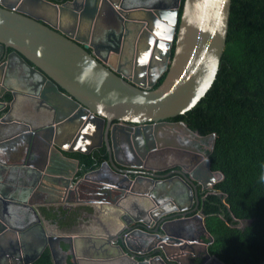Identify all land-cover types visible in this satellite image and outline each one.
Returning <instances> with one entry per match:
<instances>
[{
	"label": "water",
	"instance_id": "95a60500",
	"mask_svg": "<svg viewBox=\"0 0 264 264\" xmlns=\"http://www.w3.org/2000/svg\"><path fill=\"white\" fill-rule=\"evenodd\" d=\"M123 1L0 0V144L19 142V173L15 180L0 181V211L26 204L38 219L31 230L18 228L0 212V236L10 229L17 234L2 247L12 264H32L46 248L55 264H61L59 254L65 250L72 264H181L180 255L186 254L181 249L189 244L170 228L202 220L198 185L206 189L224 178L223 172L212 169L216 133L203 136L185 121L170 118L194 108L215 82L232 0H185L181 16L182 0L141 6ZM111 54L117 55L116 66L109 61ZM6 93L11 95L10 106L1 100ZM114 120L119 122L112 125ZM118 130L127 135L128 145H120ZM177 130L211 139L210 151L167 178L155 174L157 165H147L150 172L137 175L142 165L121 160L120 153L146 158L150 149L153 154L157 147L165 148L173 134L179 136ZM94 137L98 144L76 147ZM103 138L108 160L80 176V160L67 153L88 154L103 145ZM105 167V175L98 178ZM45 193L52 197H43ZM78 203L101 214L96 221L104 230L83 227L69 237L52 232L47 214L63 218L60 206ZM155 220V231L160 228L163 236L157 234L159 243L148 247L158 253L150 258L128 235L117 232L120 224L126 228L141 222L140 231L147 234ZM34 233L42 246L28 251L26 237ZM210 238L202 245L206 257L220 261L209 252L211 233Z\"/></svg>",
	"mask_w": 264,
	"mask_h": 264
},
{
	"label": "trees",
	"instance_id": "16d2710c",
	"mask_svg": "<svg viewBox=\"0 0 264 264\" xmlns=\"http://www.w3.org/2000/svg\"><path fill=\"white\" fill-rule=\"evenodd\" d=\"M171 119L203 136L216 133L212 169L224 178L204 202L206 227L214 236L210 254L224 264H264V0H232L215 82L194 108ZM71 155L80 159L82 176L99 166L107 151ZM32 264H55L51 250Z\"/></svg>",
	"mask_w": 264,
	"mask_h": 264
},
{
	"label": "flooded vegetation",
	"instance_id": "af4514ba",
	"mask_svg": "<svg viewBox=\"0 0 264 264\" xmlns=\"http://www.w3.org/2000/svg\"><path fill=\"white\" fill-rule=\"evenodd\" d=\"M65 1H69V0H65ZM64 2V1H62ZM61 3V2H59ZM124 5L126 6H132L134 4H132V0H124L122 2ZM136 5V4H135ZM111 23H113L111 21V19L109 20L108 24L111 25ZM110 35V32L108 30V34L105 36V38H108ZM111 40L113 39V36L111 37ZM160 81V80H159ZM159 81L156 84V86L159 85ZM155 86V87H156ZM7 96L9 95L8 93H6ZM5 94V95H6ZM1 100L5 101L8 103V105L10 106V102L12 101V99H8L7 97L5 98V96H3L1 98ZM7 106V107H9ZM17 115L19 116H23L29 120H32V116L30 115H25V114H21V111H17ZM170 121H182V120H170ZM119 121L114 120L112 125H114L115 123H118ZM126 125L132 126V127H136L138 124H134V123H127ZM120 133L119 137H118V142L120 143V145H128V139H127V135L125 133H123V131L118 130ZM130 131V130H129ZM179 132V136H175L173 134V139L171 141H167L163 144V146H166L165 148H160L157 147V151L153 154V151L150 149V152H148V154L146 155V158H142L141 155H138L139 157H136L134 155H131L129 153L124 152V154L120 153V158L123 162L125 163H129V164H133V165H142L143 167H138L136 169V171H138L137 175H146L150 172L149 169L145 168L147 165L148 166H159V169H157L155 172V174H158L159 177L161 178H167L168 173L175 170V169H182L185 170L184 166H191L192 162H195L197 160V158H199L200 153L204 152V153H208L210 151V147L212 144V140L211 139H199L195 136H193L192 134H189L185 131H180L177 130ZM131 132V131H130ZM134 133V131H133ZM172 138V137H169ZM104 142L102 146L96 147L94 148L92 151L94 150H101V149H105L107 151V158L105 160H103L99 166H97L94 169L99 168L100 166H102V164L108 160V150H107V146H106V141L105 138H103ZM164 141H162L163 143ZM12 143L15 144L16 146L19 144L18 140H12ZM98 144L99 141L97 138H91L90 141H85V145L83 146V148H88L90 145L92 144ZM2 145H7L9 144V142H1ZM157 144V143H156ZM159 146V144L157 145ZM4 147V146H2ZM140 149H142V147H140ZM91 151V152H92ZM79 152V151H76ZM90 152V153H91ZM74 153V152H72ZM81 153V152H80ZM68 155H71V152L67 153ZM74 157V156H72ZM76 158V157H74ZM79 159V158H77ZM80 160V159H79ZM201 160V159H200ZM81 163V162H80ZM182 165V166H180ZM80 169H81V165H80ZM94 169L88 170L85 173L92 171ZM107 167H105L102 172L98 173V178L101 177L102 175H105V172L107 171ZM167 174V175H166ZM166 175V176H163ZM174 175V174H173ZM218 183V182H217ZM215 185V184H214ZM214 185L210 186L209 188H203L202 185H198L199 188V198L201 200V204L199 206V210L201 211L200 214L202 216V220H198V219H191V220H187L185 222L182 223H175L171 226L170 230L173 232L178 233L184 240V242H188V244L190 245L191 241H198L201 243V245H186L184 249H181V252H185L186 254L184 255H180V257H182L181 259V264H222L221 261L215 259V258H208L206 257V254L204 252V248H203V244H207L210 240V232L207 231L203 225H206V214L204 212V202L206 200V198L209 196V194L214 190ZM197 204V201L194 200V204L193 207H195ZM23 207H25L26 211L32 215V218L30 220V222L28 223V225H26L25 227H30L29 229H33V225L34 223L38 220L37 217L33 216L36 215V213H34L33 209L31 208V206H27L26 204L23 205ZM60 210H61V216L63 218L57 217V216H52L50 214H47V216L52 220L51 225H53L54 227H52L51 225L48 224V227L50 228V230L53 232H62L64 233V237H69L68 235H70V233L72 231H78L80 229L84 228H93L96 227L99 230H104V228H99L97 221L98 218L100 219L101 214L100 213H96L93 214V211L91 208L89 207H84L83 205L78 204H74L71 206H67L66 208H63L62 206H60ZM44 213L48 212L47 209L45 208ZM196 211V212H198ZM139 213V212H138ZM195 214V212L193 213ZM57 215V214H56ZM139 215V214H138ZM156 215V214H155ZM149 216H145V218H147ZM153 217H150V220ZM101 222L104 220H100ZM94 222V224H93ZM82 224L81 228L77 227L78 225L76 224ZM11 224V223H10ZM13 224V222H12ZM141 222H135L132 226L129 227H124L123 224L119 225V230L117 232L124 233V235H128V238L130 239V242L136 247L139 248L141 250H143V252H145L144 254H142L145 258L147 257H152L155 256L158 253H154L156 252L155 249L152 250L151 252L148 251V247H150L151 245H157L159 243V239L157 237V234L159 236H163L160 228L159 230L155 231V229L157 228V221L155 220V224L154 225H150L149 228V232L147 234H145L144 232L140 231V229H143L144 227L140 225ZM14 225V224H13ZM2 225L0 224V230H1ZM23 226V228H25ZM22 228V227H21ZM25 228V229H27ZM207 228V227H206ZM133 232V233H132ZM132 233V234H131ZM209 238V239H208ZM61 244L63 245L64 243L61 242ZM157 247V246H156ZM4 248L0 249V264H12V261H8L9 257H7L4 254ZM66 251V250H65ZM63 252L61 258V264H72V257L70 255H68L67 252ZM148 251V252H147ZM188 253V254H187ZM213 256V255H212ZM55 262V261H54ZM156 264H159L160 261H155ZM162 264V263H161ZM167 264H180L178 262L169 260L167 262Z\"/></svg>",
	"mask_w": 264,
	"mask_h": 264
},
{
	"label": "crops",
	"instance_id": "0c3cea01",
	"mask_svg": "<svg viewBox=\"0 0 264 264\" xmlns=\"http://www.w3.org/2000/svg\"><path fill=\"white\" fill-rule=\"evenodd\" d=\"M139 3L142 5H153V3H157L162 0H137ZM135 5V4H134ZM137 5V4H136ZM109 61L111 64H114L115 66L117 65V55L116 54H111L109 57ZM23 102V100H21ZM21 114H23L21 112ZM84 142H79L76 144L77 148H83L85 145ZM2 145V144H0ZM4 146V147H2ZM0 147V181L1 180H15L18 176L19 167H16V160H15V148L16 145L12 143V140H10L9 144L7 145H2ZM52 197L51 193H45L43 197ZM1 216H3L4 220L6 222H9L12 224L14 227L18 228H23L28 223L30 222V214L26 211L25 207L23 205H18V204H13L11 207H9V212H6L5 209H2ZM4 223V222H3ZM6 224V223H4ZM6 232L2 233V236H0V249L4 246L8 245V239L10 237L12 238H17V234L15 230L10 229V232L5 234ZM35 234V233H34ZM4 235V236H3ZM37 235V237L35 236ZM35 235H30L26 237V242H27V247L28 251H34L36 249H39L42 245V240L38 234ZM40 243V244H39ZM64 251L60 252V256H62ZM8 261H10V258ZM161 264V262L159 263Z\"/></svg>",
	"mask_w": 264,
	"mask_h": 264
},
{
	"label": "rangeland",
	"instance_id": "374dc122",
	"mask_svg": "<svg viewBox=\"0 0 264 264\" xmlns=\"http://www.w3.org/2000/svg\"><path fill=\"white\" fill-rule=\"evenodd\" d=\"M132 4H137V5H139V6L142 5V4L139 3L137 0H132ZM243 224H244L243 222L240 223L241 226H242Z\"/></svg>",
	"mask_w": 264,
	"mask_h": 264
}]
</instances>
